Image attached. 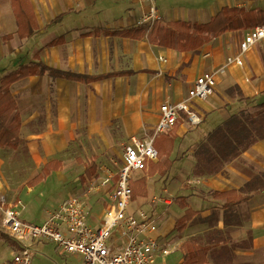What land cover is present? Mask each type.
<instances>
[{
  "label": "crops",
  "instance_id": "obj_1",
  "mask_svg": "<svg viewBox=\"0 0 264 264\" xmlns=\"http://www.w3.org/2000/svg\"><path fill=\"white\" fill-rule=\"evenodd\" d=\"M155 5L162 23H206L222 7L255 10L264 16V0H155ZM146 6L137 0H0V78L21 65L37 62L67 75L85 77L79 81L55 74L33 75L10 86L20 130L16 146L0 147V186L5 198L9 192L6 200L20 220L35 224L23 215L28 211L23 195L30 196L33 188H41L45 182L48 185L56 177L57 188L65 190L69 185L67 195L79 196L81 184L95 173L93 163L83 169L68 163L75 150L80 152L72 144L79 140V127L89 131L85 142L96 139L92 135H108L115 124L120 127L119 135L128 139L141 135L143 129L154 130L161 104L186 100L195 80L223 66L226 57L236 55L245 33L251 29L227 31L196 53L152 45L147 34L131 39L104 33L137 27L135 22L143 16ZM59 17L61 20L55 21ZM28 30L31 33L26 36ZM242 58L241 67H224L209 97L190 102L201 118L199 125H189L180 113L175 127L161 135L173 139L168 172L163 176L148 173L149 165L159 161L157 158L131 179L146 180L145 195L135 198L139 205L155 197L149 185L152 179L162 183V198H183L177 202L171 199L170 205L159 202L164 207L159 221L176 211L156 232L158 241L171 250L168 256L181 252L185 241L194 240L208 249V264H264V138L257 139L213 174L195 173V152L209 133L233 117L251 129L255 124L248 125L245 119L255 117L262 109L264 41ZM258 128H262L260 123ZM120 159L121 155L119 163ZM51 163L53 170L48 176L32 185L43 167ZM231 191V197L246 200L226 208L225 199L212 195ZM107 200L108 194L101 193L86 201L89 211H101L98 220L87 219L93 228L100 226L105 211L100 205ZM182 201L193 217L179 232L176 223L185 214ZM28 203L35 208L42 204L35 199ZM157 204L151 203L153 208ZM43 214L41 223L47 219L45 210ZM115 236L108 240L112 252L120 251L124 245V238ZM57 252L52 244H37L32 263L75 264L73 257L83 264L77 255L69 257L70 261H61L54 257ZM182 257L181 252L178 264Z\"/></svg>",
  "mask_w": 264,
  "mask_h": 264
},
{
  "label": "built area",
  "instance_id": "obj_2",
  "mask_svg": "<svg viewBox=\"0 0 264 264\" xmlns=\"http://www.w3.org/2000/svg\"><path fill=\"white\" fill-rule=\"evenodd\" d=\"M146 4L142 16L144 26L151 28L160 21L155 0H137ZM264 41V24L248 30L239 44V52L228 56L223 66L198 77L187 93V99L176 103L164 102L159 108V118L151 136L131 137L122 146L121 159L117 171L103 168L102 184H113L108 196L100 226L93 228L87 222L88 210L80 196H71L53 210L41 224L22 221L14 206L9 204L0 186L1 227L14 242L15 251L11 258L2 264H33V247L49 243L61 253L77 255L83 264H154L157 257L165 258L171 250L163 246L156 237L157 227L153 217L143 211L138 215L128 212L131 201L130 181L132 174L146 170L147 164L157 159L154 140L157 135L173 129L179 114L186 116L191 126L201 123L200 116L191 109L194 99L204 100L214 90L217 79L224 67L243 65V54ZM160 61L164 62L163 58ZM99 180V179H98ZM96 181L87 183V192L96 188ZM170 205L171 199L156 198L153 203ZM124 238V245L118 252H112L108 244L111 233Z\"/></svg>",
  "mask_w": 264,
  "mask_h": 264
},
{
  "label": "trees",
  "instance_id": "obj_3",
  "mask_svg": "<svg viewBox=\"0 0 264 264\" xmlns=\"http://www.w3.org/2000/svg\"><path fill=\"white\" fill-rule=\"evenodd\" d=\"M61 20V17L55 21ZM264 24V16L261 12L255 10H246L240 7H222L206 23L170 21L166 23L157 22L148 28L144 25L137 26L127 30H117L104 32L108 36H117L122 38L137 39L147 34V39L152 45L162 48H171L177 52L196 53L199 49L209 43L212 39L219 37L227 31H236L241 29H250ZM27 31L26 36H29ZM24 35V33H23ZM51 74L64 76L73 80H84V76L77 74L67 75L55 71L41 62L21 65L18 69L11 71L0 78V147L16 146L20 130L17 114L15 113V101L10 92V86L21 79L33 75ZM262 109L256 112L255 117L246 118L245 123L253 125V128L246 129L243 124L235 117L230 118L224 124L209 133L206 142L201 144L195 152L197 164L195 173L197 175H211L221 169L227 162L236 158L241 152L246 150L257 139L264 138V103L259 105ZM259 123L262 128L259 129ZM157 135L154 140V146L157 151L159 161L149 165V174L159 173L161 176L170 169L171 162L168 160V154L172 148L173 139ZM237 136V137H236ZM52 165L47 164L43 167L41 174L36 176L31 184H37L48 176L53 170ZM146 180L142 178L138 182L129 183L131 189V200L137 196H144ZM234 192L212 193L216 198L226 200L225 207L235 206L246 198L236 199L231 197ZM183 200L176 198L173 202ZM182 209L185 214L176 223V230L182 231L186 223L192 219L193 214L187 209V205L182 201ZM0 238L6 243L14 246L10 237L0 230ZM180 250L182 252V262L180 264H208L206 247H202L194 240H187L182 243Z\"/></svg>",
  "mask_w": 264,
  "mask_h": 264
},
{
  "label": "rangeland",
  "instance_id": "obj_4",
  "mask_svg": "<svg viewBox=\"0 0 264 264\" xmlns=\"http://www.w3.org/2000/svg\"><path fill=\"white\" fill-rule=\"evenodd\" d=\"M207 1V0H206ZM135 25L137 26H142L144 25L142 23V17L135 22ZM53 34H56V32H53ZM18 61L20 60V57L17 59ZM20 65L17 64L15 68H17ZM163 76V73H161ZM159 75V76H161ZM118 124L112 125L111 130L109 129L108 135H95L92 137H95L96 139H93L91 141L85 142L84 137L89 135V131L85 127H79L77 130L78 134V141H74L72 144H75L76 147L80 149V152H77L75 150L71 162L69 161L68 163H72V165L79 167L80 169H83L84 167L88 168L91 163H93L96 166V171L91 175L90 177H87V181L85 180L81 186H82V192L79 195L81 197V200L83 203L86 205L87 210V202L90 201V199L94 196H99L101 193H107L108 196L111 193L112 188L109 187L110 183L108 184H102L101 181L104 180V175L101 173L102 167H105L109 169L112 174H114L119 165V157L122 152V146L126 143L128 138H124L123 136L119 135V129L120 127L116 126ZM153 133V130L151 131H146L143 129V133L141 135H131L134 137H139V138H145L146 136H151ZM130 137V136H129ZM88 145V148L87 146ZM145 174V172H144ZM71 176V175H68ZM134 174H132L133 178ZM131 178V179H132ZM99 179V180H98ZM135 179V178H134ZM92 180L96 181V188L92 192H87V183L91 182ZM134 181V180H133ZM150 188H154V196L151 200L147 201L146 204L144 205H139L138 202H135L136 199H133V202L129 203L128 205V212L138 215L139 211H143L153 217L155 220L156 227L158 229H161L165 226L166 220H169L172 218V216L176 213V211H171L167 217L166 220L160 219L159 221V215L161 214L162 211H164V207L160 203H153V200L156 198H162L163 194H160L159 191L160 188L162 187V183L160 182H154V180L149 181ZM57 186V180L56 177L52 180V183H49L46 185V182L43 183V186L41 188L35 187L33 188V192L30 196L24 197L23 199L24 204L28 205L27 209L28 211L24 212L23 215L26 217L25 219L27 221L33 222L35 224H41V220H44V210H45V216L48 217V215L57 208L58 204L61 203L63 200L68 198L69 196L67 195L69 192V189L71 190V186L66 185L65 190H62L60 187ZM9 192H6V198L8 197ZM68 196V197H67ZM70 196H76L75 194L70 195ZM78 196V195H77ZM167 199H174V198H168ZM36 200L39 203H42L40 207L35 208L33 205H30L28 202L31 200ZM87 201V202H86ZM36 203V202H35ZM150 203V204H149ZM151 203L153 205L157 204L155 208L152 207ZM100 207L106 208V203H101ZM174 210V209H173ZM101 213L100 208L96 210H88V215L87 219L89 221L90 218L96 217V220H98V216ZM177 215V214H176ZM102 217V216H101ZM100 217V218H101ZM1 219V217H0ZM102 219V218H101ZM0 230L4 232L3 228L1 227V220H0ZM5 233V232H4ZM6 234V233H5ZM115 234L117 235V231L114 230L112 232V240L116 237ZM15 251L14 246L6 243L3 241V239L0 238V262L9 260L11 258L12 252ZM59 252V251H58ZM54 253V257H57V259H60L61 261L64 259H68L67 261H70L71 256L75 255H69L67 257V254H60V253ZM72 262L75 264H78L79 261H76L73 257L71 258ZM82 259V258H81ZM181 260V252L177 251L171 254L170 256L166 257L164 260L162 258H156L154 260V264H178V262ZM55 264V263H53Z\"/></svg>",
  "mask_w": 264,
  "mask_h": 264
}]
</instances>
